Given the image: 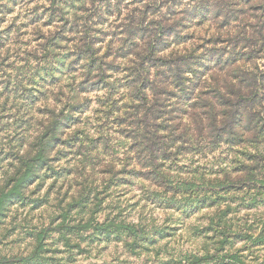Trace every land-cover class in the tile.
Instances as JSON below:
<instances>
[{
  "label": "clouds",
  "instance_id": "obj_1",
  "mask_svg": "<svg viewBox=\"0 0 264 264\" xmlns=\"http://www.w3.org/2000/svg\"><path fill=\"white\" fill-rule=\"evenodd\" d=\"M0 264H264V0H0Z\"/></svg>",
  "mask_w": 264,
  "mask_h": 264
}]
</instances>
